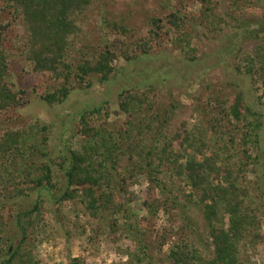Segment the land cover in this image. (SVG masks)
Instances as JSON below:
<instances>
[{
  "label": "trees",
  "instance_id": "obj_1",
  "mask_svg": "<svg viewBox=\"0 0 264 264\" xmlns=\"http://www.w3.org/2000/svg\"><path fill=\"white\" fill-rule=\"evenodd\" d=\"M98 1L0 2V17H8L5 23L0 20V117L28 104L27 93L16 91L10 82L12 61L6 42L12 28H21L22 56L35 76L34 93L54 107L66 103L74 92L91 89L95 79L108 82L116 72L115 62L122 57L134 61L149 55L153 43L164 36L173 35L175 46L181 49L187 45L195 50L187 24L190 19L202 27L220 29L224 25L210 0H201L206 8L198 14L183 9L165 19H152L149 36L136 42L137 51L129 55L118 45H86L88 33L79 20ZM231 1L235 11H255L264 18V0ZM113 27L121 35L129 33L122 25ZM80 41L83 48L77 49ZM237 58V73L250 76L259 86V103L264 109V44L257 45L253 55L239 51ZM39 83L45 84V91H39ZM152 92L126 91L120 95L119 110L127 120L119 129L111 125L105 106L80 114L74 134L79 138L78 149H71L67 166L60 165L67 186L55 199L56 205L65 207L70 203L73 212L81 207L93 219L110 217L113 231L122 228L132 242L129 256L136 264H143L150 258L146 237L150 217L157 216L161 209L170 214V209L187 207L181 201L183 196L186 203L203 213L214 252L210 259L202 258L194 243L182 240L170 249L167 260L171 264H247L241 245L250 248L249 244L264 243V174L261 180L249 181L251 172L258 174L264 166V113L247 104L243 91L232 96L216 94L204 108L209 117L207 128L200 124L190 128L188 120H183L175 132L168 133L165 119L156 129L154 140L147 144L145 130L151 131L162 116L155 113L147 120L142 117L144 112L154 110ZM48 131L49 127L38 124L0 130V177L14 199L28 196L29 190L57 193L54 167L38 160L48 157ZM209 133L214 136L208 138ZM138 176L149 181L144 204L149 217L143 219L135 218L130 208L136 197L129 188ZM176 179L192 194L182 190L177 194ZM156 192L161 195L159 201ZM217 202L224 204L229 219L227 230L214 227ZM50 213L62 224L63 210L58 207L54 212L47 211L41 200L24 211L0 203V264H41L36 249L37 229ZM184 220L176 223L181 231L192 227L188 216ZM13 223L19 230L18 239L11 234ZM70 264L83 263L72 259Z\"/></svg>",
  "mask_w": 264,
  "mask_h": 264
},
{
  "label": "rangeland",
  "instance_id": "obj_2",
  "mask_svg": "<svg viewBox=\"0 0 264 264\" xmlns=\"http://www.w3.org/2000/svg\"><path fill=\"white\" fill-rule=\"evenodd\" d=\"M231 3V0H210V6L217 10L224 21L220 29L199 26L191 19L187 22L195 50L191 51L187 45L181 49L175 46L173 35L164 36L153 43L149 55H141L134 61L122 57L115 62L116 72L108 82L101 83L95 79L91 89L74 92L66 103L54 107L34 93L35 76L22 56L21 28L10 29L6 42L12 61L10 82L16 91L24 90L27 93L28 104L0 117V130L8 126L23 128L32 124L49 127L48 157L38 160L47 161L54 167L58 188L55 194L47 190H29L28 196L14 199L13 192L5 189L0 177V203L3 201L8 208L15 205L24 211L41 200L47 211L54 212L58 207L63 210L62 224L50 213L47 221L38 226L36 249L41 264H70L72 259H80L83 264H136L129 256L132 242L127 238V232L122 228L113 231L110 217L93 219L81 207L73 212L74 207L70 203L65 207L56 205L55 199L63 194L67 186L65 172L60 165L67 166L71 149H78L79 138H74V134L83 111L105 106L110 113L111 125L119 129L125 126L127 120L119 110L120 95L126 91H153L154 110L144 112L142 117L147 120L155 113L162 116L156 120L151 131L145 130L147 144L154 140L156 129L164 124L165 119H168L165 124L168 133L175 132L183 120H188L190 128L196 124L207 128L209 117L204 113V108L216 94L232 96L243 91L247 104L256 112L264 113L259 103L262 94L259 86H255L250 76L237 73L235 67L240 63L237 58L239 51L253 55L256 46L264 44V18L255 11L243 14L242 11H235ZM203 8L206 7H203L201 0H101L91 7L79 23L88 33L86 45H118L124 47L127 54L133 55L138 49L135 43L149 36L152 19H165L183 9L190 14H198ZM7 18L4 15L0 20L5 23ZM117 24L126 27L129 33L121 35L122 32L113 27ZM81 48L82 41L77 46V49ZM39 85V91H45V84ZM208 136L212 138L214 135L209 133ZM123 164L126 166L125 161ZM257 172L249 175L250 183L261 180L263 164ZM174 184L176 192L182 190L186 195L192 194V190L182 181L176 179ZM148 188L149 181L145 176H138L129 188L136 197L130 207L135 218L149 217L144 205ZM251 188L255 189L252 185ZM160 199V193L156 192V200ZM181 201L187 207L176 211L170 209V214L161 209L157 216L150 217V233L146 235L150 258L143 264H171L167 260L169 251L182 240L194 243L202 258L210 259L213 256L214 247L211 246L203 213L186 203L183 196ZM186 216L192 227L184 232L176 223H183ZM171 219L177 222L173 223ZM120 222V226H123V220ZM214 227L229 228L222 202H217ZM11 234L18 239L19 230L15 223L12 224ZM243 246L241 253L247 264H264V243L249 244L250 248Z\"/></svg>",
  "mask_w": 264,
  "mask_h": 264
}]
</instances>
